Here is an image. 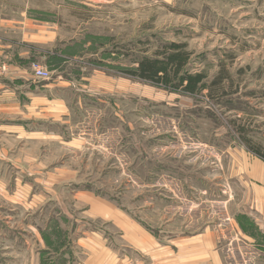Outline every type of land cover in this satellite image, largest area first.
Segmentation results:
<instances>
[{"label": "rangeland", "instance_id": "1", "mask_svg": "<svg viewBox=\"0 0 264 264\" xmlns=\"http://www.w3.org/2000/svg\"><path fill=\"white\" fill-rule=\"evenodd\" d=\"M1 20L15 38L19 20L31 68L70 86L69 119L48 123L73 133L24 140L0 165V264H49L74 229L108 226L79 191L166 241L210 228L228 264L256 252L234 220L248 188L232 166L245 139L264 149V0H0ZM222 69L237 93L212 96Z\"/></svg>", "mask_w": 264, "mask_h": 264}, {"label": "crops", "instance_id": "2", "mask_svg": "<svg viewBox=\"0 0 264 264\" xmlns=\"http://www.w3.org/2000/svg\"><path fill=\"white\" fill-rule=\"evenodd\" d=\"M14 22L0 21V61L6 63L9 68V71L0 77L1 166L8 161L14 162L12 158L24 140L64 137L69 141L73 133L67 129L68 127L50 128L48 123L62 118L69 119L70 114L65 111L67 105L60 93L68 90L70 86L60 87L57 83H50V80H42L34 76L28 60L30 51L22 50L18 37L19 20L16 38ZM35 36L33 35L34 38ZM55 89L59 90L56 92ZM235 152L232 168L238 180L248 188V194L245 197L246 209L236 214L234 220L239 234L245 240L243 245L246 249L252 247L256 250L249 257L240 256L236 264H260V262L264 264V159L250 152L245 146H237ZM76 194L79 200L88 205L86 214L89 220H100L106 225L108 223V226L86 230L85 225H81L74 229L76 236L73 242L67 241L65 246L61 245L53 253L47 250L49 264H228L230 262L224 260L218 245L220 237L210 228L194 234L169 238L166 241L107 200L85 191ZM51 227L52 225L49 224L39 231L46 232V235L57 231ZM247 229L251 231L250 234L247 233Z\"/></svg>", "mask_w": 264, "mask_h": 264}, {"label": "trees", "instance_id": "3", "mask_svg": "<svg viewBox=\"0 0 264 264\" xmlns=\"http://www.w3.org/2000/svg\"><path fill=\"white\" fill-rule=\"evenodd\" d=\"M142 66L144 67V72L146 73L145 76L147 78H157L158 77V71H156L155 62L152 59H149V58L144 59L142 61ZM226 74H227L226 70L222 69L220 70L216 78L213 80L210 86V90H211L210 94L212 96L223 97L226 95L237 93V88L232 90L233 85L229 86L232 91L231 90L228 91L229 87L226 88L223 86V83L225 82V80L230 79V77ZM241 133H243V131H241ZM244 143L250 151H252L253 153L257 154L258 156L264 159V149L261 146L254 145L252 141L248 139H245Z\"/></svg>", "mask_w": 264, "mask_h": 264}, {"label": "built area", "instance_id": "4", "mask_svg": "<svg viewBox=\"0 0 264 264\" xmlns=\"http://www.w3.org/2000/svg\"><path fill=\"white\" fill-rule=\"evenodd\" d=\"M8 71V65L0 61V77L4 76ZM32 71L34 76L38 79L46 80L50 78L49 70L39 64L33 65Z\"/></svg>", "mask_w": 264, "mask_h": 264}]
</instances>
